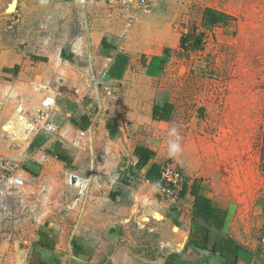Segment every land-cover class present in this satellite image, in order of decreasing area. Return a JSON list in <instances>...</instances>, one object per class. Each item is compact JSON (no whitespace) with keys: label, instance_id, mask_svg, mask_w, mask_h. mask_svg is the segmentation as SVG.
<instances>
[{"label":"crops","instance_id":"crops-1","mask_svg":"<svg viewBox=\"0 0 264 264\" xmlns=\"http://www.w3.org/2000/svg\"><path fill=\"white\" fill-rule=\"evenodd\" d=\"M105 1L16 2L24 22L33 6L48 13L46 28L64 18L78 32L50 55L0 48V177L18 167L13 174L25 181L17 188L0 178V264H264L230 235V211L199 181L186 179L177 206L160 198L165 159L144 142L127 102L134 63L149 55L145 70L158 74L169 44H177L176 15L155 0L152 13L128 27L136 8H118L127 14L124 24L119 14L108 16ZM73 55L95 69L64 68ZM98 77L109 90L95 85ZM169 110L167 103L155 106L151 116L162 121ZM30 131L36 133L28 143ZM127 161L138 163L134 185L127 183ZM198 199L209 202L210 218L196 216ZM132 232L157 241L160 258L143 256L150 245L128 241Z\"/></svg>","mask_w":264,"mask_h":264},{"label":"rangeland","instance_id":"rangeland-1","mask_svg":"<svg viewBox=\"0 0 264 264\" xmlns=\"http://www.w3.org/2000/svg\"><path fill=\"white\" fill-rule=\"evenodd\" d=\"M15 2L0 0V21L8 19L0 23V48L50 55L60 52L70 34L77 35L64 18L53 31L41 25L46 11H33V6L24 22L21 10L8 11ZM105 2L108 16L119 14L125 24L127 14ZM163 2L162 8L176 15L172 33L177 44H169L158 74L145 70L149 55L134 63L128 99L135 105L128 101L127 111L137 117V131L161 159L177 162L189 182L199 181L218 205L228 208L230 235L264 261V0ZM210 11L218 12L221 22L213 23ZM179 39L185 42L181 47ZM196 40L200 44L194 49ZM76 55L72 65L63 67L76 74L77 68L95 69L92 61ZM166 103L165 121L152 118L153 108ZM124 237L148 243L147 259L160 258L157 241L134 232Z\"/></svg>","mask_w":264,"mask_h":264},{"label":"built area","instance_id":"built-area-1","mask_svg":"<svg viewBox=\"0 0 264 264\" xmlns=\"http://www.w3.org/2000/svg\"><path fill=\"white\" fill-rule=\"evenodd\" d=\"M111 4L120 9H133L136 8L134 15H131L128 19V27H131L137 22L138 18L142 15H148L152 13L154 9L155 0H109ZM95 82L97 87L102 86L105 91L109 90V87H104L102 83V77H98ZM128 128V124L124 125ZM52 129V127H50ZM137 162L127 161L124 166V172L128 179V183L134 185L141 179L138 170ZM5 166V172H7V166ZM3 176L5 182L12 187L22 188L25 186V181L16 177L13 173H5ZM146 183H151L149 178L143 179ZM186 177L182 173L180 165L172 160L166 161L160 171V179L158 182L159 196L170 207L177 206L181 200V192L186 185ZM264 242V239H263Z\"/></svg>","mask_w":264,"mask_h":264},{"label":"trees","instance_id":"trees-1","mask_svg":"<svg viewBox=\"0 0 264 264\" xmlns=\"http://www.w3.org/2000/svg\"><path fill=\"white\" fill-rule=\"evenodd\" d=\"M220 14L218 12H214V11H210V18L213 19V23H218L221 22V19H219ZM184 41H182V46L184 45ZM200 44V40H196V42H194V49H197V47ZM152 156V153H148L147 156H142V159L144 160H149V158ZM198 208L196 207V216L199 219L202 220H206L208 218H210V210L208 208V201L203 200V199H198Z\"/></svg>","mask_w":264,"mask_h":264},{"label":"water","instance_id":"water-1","mask_svg":"<svg viewBox=\"0 0 264 264\" xmlns=\"http://www.w3.org/2000/svg\"><path fill=\"white\" fill-rule=\"evenodd\" d=\"M14 11L16 10V2L14 3V5H13V8H12ZM46 104H47V102H46ZM73 182H75V179H73Z\"/></svg>","mask_w":264,"mask_h":264},{"label":"bare ground","instance_id":"bare-ground-1","mask_svg":"<svg viewBox=\"0 0 264 264\" xmlns=\"http://www.w3.org/2000/svg\"><path fill=\"white\" fill-rule=\"evenodd\" d=\"M82 192V191H81Z\"/></svg>","mask_w":264,"mask_h":264}]
</instances>
